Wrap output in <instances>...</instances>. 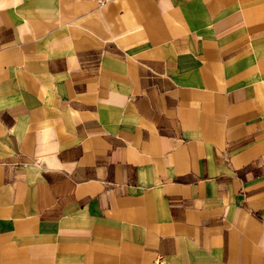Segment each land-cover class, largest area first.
I'll return each mask as SVG.
<instances>
[{"label": "crops", "instance_id": "crops-1", "mask_svg": "<svg viewBox=\"0 0 264 264\" xmlns=\"http://www.w3.org/2000/svg\"><path fill=\"white\" fill-rule=\"evenodd\" d=\"M0 264H264V0H0Z\"/></svg>", "mask_w": 264, "mask_h": 264}]
</instances>
